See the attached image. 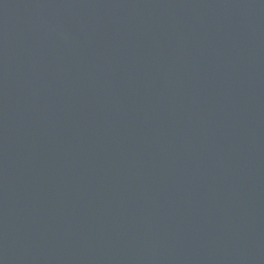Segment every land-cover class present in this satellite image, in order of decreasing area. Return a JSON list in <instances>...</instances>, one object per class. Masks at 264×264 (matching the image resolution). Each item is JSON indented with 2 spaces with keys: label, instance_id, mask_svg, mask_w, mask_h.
<instances>
[{
  "label": "water",
  "instance_id": "obj_1",
  "mask_svg": "<svg viewBox=\"0 0 264 264\" xmlns=\"http://www.w3.org/2000/svg\"><path fill=\"white\" fill-rule=\"evenodd\" d=\"M0 264H264V0H0Z\"/></svg>",
  "mask_w": 264,
  "mask_h": 264
}]
</instances>
